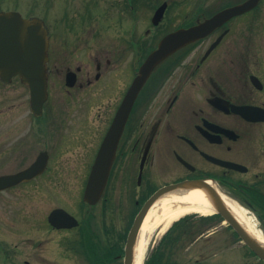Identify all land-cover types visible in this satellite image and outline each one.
I'll use <instances>...</instances> for the list:
<instances>
[{
    "label": "flooded vegetation",
    "instance_id": "flooded-vegetation-1",
    "mask_svg": "<svg viewBox=\"0 0 264 264\" xmlns=\"http://www.w3.org/2000/svg\"><path fill=\"white\" fill-rule=\"evenodd\" d=\"M246 1L43 0L46 6H58L54 17L38 15L49 35L48 97L58 84L73 100V94L97 85L105 70L117 65L120 91L116 100L120 103L160 39ZM107 53L117 60L105 58ZM104 84L108 97L106 78ZM48 97L36 114L28 86L18 76L7 81L0 78V165L16 163L23 169L39 157L47 158L41 173L1 190L0 196H15L37 211L43 208L47 186L51 190L57 184L49 179L56 154L54 144L50 150L45 147V131L53 132L55 141L62 136V118H50ZM25 107L23 119L28 124L21 127L20 118L16 123L12 120L14 112ZM237 107H245L244 114ZM111 116H107L104 134ZM99 141L86 161L82 193ZM116 145L101 196L107 228L105 223L95 224L93 206L81 203L76 227L48 226L53 233L74 230L76 236L56 245L51 240L52 245H46L47 239L27 243L23 264H96L93 252L100 248L104 264L122 263L128 231L146 200L159 188L181 181H211L258 217L264 234V0L223 18L203 37L156 65L138 91ZM75 146L79 144L69 145L76 150ZM29 184L37 191L26 190ZM36 197V202L28 201ZM60 244L79 259L58 254ZM30 247H36L38 254H32L35 250ZM241 247L242 264H264L248 246L241 243ZM236 261L237 256L225 263ZM222 263L219 259L214 264Z\"/></svg>",
    "mask_w": 264,
    "mask_h": 264
},
{
    "label": "rangeland",
    "instance_id": "rangeland-1",
    "mask_svg": "<svg viewBox=\"0 0 264 264\" xmlns=\"http://www.w3.org/2000/svg\"><path fill=\"white\" fill-rule=\"evenodd\" d=\"M55 4L46 6L43 0H0V10L17 9L23 16L30 14L43 16L46 14L54 17L56 12H58V6H55ZM113 41L106 39V42ZM105 58L117 60L116 55L109 53L105 54ZM118 77L119 70L117 65L110 67L105 70L102 80L97 85L80 90L77 95L73 94L75 98L73 100H71L69 94L63 92V85L61 87L58 84L53 85L52 93L47 103L51 106L52 113L50 112V118H62L59 129L62 136L61 140L57 139L55 141L54 133L47 130L45 131L44 139L46 149L50 150V146L54 144L53 154L55 153L56 157L51 164L49 172L51 177L49 179L57 184L51 190L47 186L46 198L42 200L43 208L38 211L36 208L32 210V207L26 201L22 202L23 200L15 196L9 194L0 196V264H23L24 256L28 254L27 243L36 244L38 239H47L45 241L46 245H52L50 240L56 245L62 240L71 241L76 236L74 230L53 233L54 231L48 227L46 217L52 208L60 206L69 210L75 216L78 214L77 218L80 219L81 213L78 208L82 203L80 197L84 181V168L86 167V161H88V155L92 152L90 149H95L96 147L94 148L93 145L96 146L99 139L101 140L104 135L107 116L110 115L112 117L111 115L118 105V101H116L120 91L117 84L119 82ZM105 78L109 85L108 97L105 96ZM99 89H102V91ZM73 92L75 93V90ZM26 110L27 108L25 107L15 111L12 122L16 123V118H20V126L26 127L28 123L23 119L26 116ZM56 120L58 121V118ZM8 123L5 125H8ZM75 144H79V146H75L76 150L69 147V145L74 146ZM15 164L0 165V173L21 168L20 166H15ZM45 180L48 181V179ZM26 190L37 191L33 184H29ZM230 198L232 199V197ZM27 199L29 197L24 200ZM37 199L36 197L28 201L34 203ZM94 210L92 214L95 224L105 223L108 226V219L105 215H102V204L99 203L96 210ZM206 215H212V213H191V216L184 221L186 225L192 224L191 231L187 232L174 248L170 257L171 260L177 264H214L221 259L222 264H226V260H232L237 256L236 264H242L244 261L240 259V251L243 249L241 243L232 234L233 231L227 228V224L223 221L222 223L218 221L214 224L212 223V226L215 225L213 227L202 223L199 218ZM258 226L261 227L260 224ZM258 226H256V229L262 235L263 233L261 229H258ZM218 229V234L215 233L217 235L211 234ZM162 234L158 229L149 236V246L146 247L147 255L157 245ZM41 247L44 248L43 246ZM30 248L35 250L32 254H38L36 247ZM64 249L61 245V248L58 246L56 251L60 255L74 256L71 257L74 259L73 261L79 259L78 256L75 257V253L71 251L68 253ZM69 264H72V262H69Z\"/></svg>",
    "mask_w": 264,
    "mask_h": 264
},
{
    "label": "water",
    "instance_id": "water-1",
    "mask_svg": "<svg viewBox=\"0 0 264 264\" xmlns=\"http://www.w3.org/2000/svg\"><path fill=\"white\" fill-rule=\"evenodd\" d=\"M236 10L238 8L232 7L227 10V14ZM215 16L203 25L199 24L191 29H182L175 34L166 36L146 58L140 68L139 75L134 80V83L131 84L125 98L117 109L111 123L112 125H110L101 143L88 176L84 197H82L84 200L93 204L100 198L99 196H101L111 168L119 135L136 95L135 92L138 91L149 71L166 55L173 52L174 49L198 38L205 31L212 28L217 18ZM46 49V31L39 18H23L17 11H0V76L3 79H9L12 75L18 74L28 84L31 95V108L36 114L41 113L43 101L46 99V81L44 77ZM237 108L238 111L245 110V107ZM45 162L46 157H39L23 170L0 175V190L40 173L45 166ZM193 187L205 190L204 192L207 193L212 201L214 209L235 229L243 241L264 259V247L244 231L223 203L219 193L207 182H183L174 185L169 184V186L156 192L137 215L136 221L129 232L126 246H124V264L132 263V251L137 231L151 203L167 191ZM48 220L56 227H71L77 224L75 218L61 208L53 209L48 216Z\"/></svg>",
    "mask_w": 264,
    "mask_h": 264
},
{
    "label": "bare ground",
    "instance_id": "bare-ground-1",
    "mask_svg": "<svg viewBox=\"0 0 264 264\" xmlns=\"http://www.w3.org/2000/svg\"><path fill=\"white\" fill-rule=\"evenodd\" d=\"M203 188L176 189L163 193L148 210L139 229L132 253V264H143L149 236L159 229L164 232L171 222L188 213L211 214L214 206ZM223 203L235 220L253 239L264 247V238L239 205L222 193Z\"/></svg>",
    "mask_w": 264,
    "mask_h": 264
},
{
    "label": "trees",
    "instance_id": "trees-1",
    "mask_svg": "<svg viewBox=\"0 0 264 264\" xmlns=\"http://www.w3.org/2000/svg\"><path fill=\"white\" fill-rule=\"evenodd\" d=\"M184 221H186V219L175 222L171 226L168 232L162 237L161 244L157 246L150 255L146 264H171V262L164 259V252L167 248L170 249L172 244L176 243L183 234L191 231V226L186 225ZM101 250L102 249L100 248L99 250H94L93 252V261L96 264H104L103 260L105 259L101 258Z\"/></svg>",
    "mask_w": 264,
    "mask_h": 264
}]
</instances>
